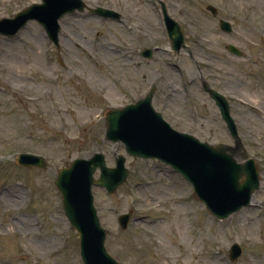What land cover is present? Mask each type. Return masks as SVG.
I'll use <instances>...</instances> for the list:
<instances>
[{
  "label": "rangeland",
  "instance_id": "1",
  "mask_svg": "<svg viewBox=\"0 0 264 264\" xmlns=\"http://www.w3.org/2000/svg\"><path fill=\"white\" fill-rule=\"evenodd\" d=\"M34 1L40 0H0V19ZM160 1L184 28L180 51L173 49ZM85 2L116 7L122 18L66 15L59 51L35 20L13 37L0 34V264H83L55 178L74 159L98 151L108 166L116 153L125 155L130 170L112 196L93 188L107 250L122 264H264V0ZM222 19L231 32L221 29ZM143 48L153 56L144 57ZM201 76L228 97L240 146ZM151 86L154 107L173 127L233 145L228 154L237 162L255 160L260 188L250 205L219 219L170 165L129 156L123 143L105 141L106 111ZM177 117L192 119L191 126L195 118L199 130ZM25 151L44 155L48 168L20 166L16 155ZM130 210L123 230L118 215ZM235 243L243 252L233 262Z\"/></svg>",
  "mask_w": 264,
  "mask_h": 264
},
{
  "label": "water",
  "instance_id": "2",
  "mask_svg": "<svg viewBox=\"0 0 264 264\" xmlns=\"http://www.w3.org/2000/svg\"><path fill=\"white\" fill-rule=\"evenodd\" d=\"M86 6L83 0H42L41 4L31 5L13 19L0 20V33L13 36L29 20L37 19L50 39L58 45V20L76 9L82 11ZM162 7L170 39L179 51L184 45V33L178 22L167 13L166 6L162 4ZM88 9L104 17H120L118 12L103 7ZM209 9L216 13L214 8ZM222 27L228 31L231 29L224 21ZM229 49L242 55L233 45ZM144 55L151 57L152 50L146 49ZM205 89L216 100L237 146H240L226 97L207 85ZM153 91L135 104L106 112V140L123 142L127 152L134 157L158 158L173 166L193 184L198 197L219 218H226L249 205L254 191L260 187V173L255 161L249 159L239 163L228 154L235 147L211 145L189 133L173 129L152 106ZM17 160L22 165L47 167V162L40 155L22 153ZM125 162L126 158L118 155L116 167H108L104 154L95 152L90 158L75 159L70 166L57 173L55 183L62 194L65 214L79 232L80 254L84 264H120L106 249L107 230L102 227L94 205L92 186H103L109 194H114L127 179L129 170ZM98 168L101 175L96 179L94 173ZM130 215L131 212L119 217L123 229L127 228ZM241 253L239 245L234 244L231 259L235 261Z\"/></svg>",
  "mask_w": 264,
  "mask_h": 264
},
{
  "label": "flooded vegetation",
  "instance_id": "3",
  "mask_svg": "<svg viewBox=\"0 0 264 264\" xmlns=\"http://www.w3.org/2000/svg\"><path fill=\"white\" fill-rule=\"evenodd\" d=\"M202 85V84H201ZM145 89V88H144ZM148 91H146V92H144L145 94L147 93ZM139 95L140 96H143L144 94H142V92H139ZM170 112V111H169ZM174 115L175 114V112H170L169 113V115ZM192 116L194 117V114L192 113ZM188 117V116H187ZM176 118V116L174 117V119ZM177 120H179L178 122L180 123V124H183V125H187V126H191V124H192V119L191 120H188V119H186L185 117L184 118H181V117H177ZM199 124V122H198V120L197 121H195V118H194V123H193V126H191V127H193V129H196V130H199V127L197 126ZM201 128V127H200Z\"/></svg>",
  "mask_w": 264,
  "mask_h": 264
},
{
  "label": "bare ground",
  "instance_id": "4",
  "mask_svg": "<svg viewBox=\"0 0 264 264\" xmlns=\"http://www.w3.org/2000/svg\"><path fill=\"white\" fill-rule=\"evenodd\" d=\"M206 41L208 40L207 38L205 39ZM253 109H254V107H256V106H253V105H250Z\"/></svg>",
  "mask_w": 264,
  "mask_h": 264
}]
</instances>
